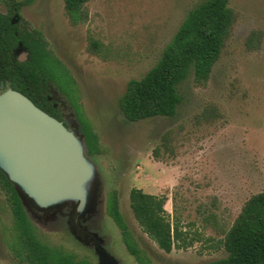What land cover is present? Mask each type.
I'll return each instance as SVG.
<instances>
[{
    "label": "rangeland",
    "instance_id": "rangeland-1",
    "mask_svg": "<svg viewBox=\"0 0 264 264\" xmlns=\"http://www.w3.org/2000/svg\"><path fill=\"white\" fill-rule=\"evenodd\" d=\"M203 1L91 0L87 20L77 25L70 22L64 0H33L21 8V27L40 31L56 57L50 60L55 82L44 84L48 101L59 104L58 116L70 130L68 115L76 118L77 111L85 134L99 135L101 143L91 158L104 182L102 217L77 218L71 201L45 213L35 204L25 207L30 221L29 216L42 217V226L31 222L47 245L101 264L90 239L74 233L73 220L77 232L80 227L104 239L101 247L116 264H140L106 211L116 193L146 264H207L227 256L225 234L247 200L264 192V0H229L236 21L227 45L205 84H197L192 72L180 84L175 117L127 122L119 107L128 83L157 64L188 13ZM8 3L0 0V14L8 12ZM75 125L82 133L80 123ZM133 188L168 198L170 220L179 222L190 248L166 253L157 247L135 219ZM18 242L0 189V264H28L14 255Z\"/></svg>",
    "mask_w": 264,
    "mask_h": 264
},
{
    "label": "trees",
    "instance_id": "trees-1",
    "mask_svg": "<svg viewBox=\"0 0 264 264\" xmlns=\"http://www.w3.org/2000/svg\"><path fill=\"white\" fill-rule=\"evenodd\" d=\"M91 0H64L66 14L73 25L88 18L85 6ZM33 0L8 3V12L0 14V89L7 86L20 91L39 108L58 117L53 104L44 92L45 80H52V64L56 59L43 34L32 28L21 27V8ZM16 18L17 23L13 24ZM235 14L229 0H205L192 9L169 42L157 64L139 80L128 83L119 107L127 122L149 118L176 116L181 103L179 86L189 74H194L197 84H205L214 65L231 36ZM29 26V25H28ZM253 35L248 45L253 46ZM23 44L30 53L27 62H20L15 51ZM97 47V44H94ZM73 103L74 108L76 105ZM77 109H75L76 111ZM86 147L90 155L100 148V137L85 134V127L77 113ZM0 189L5 194L17 226L19 246L14 249L17 259L28 264H89L72 253L44 243L26 215L15 185L0 169ZM168 198L133 188L130 206L141 230L166 253L174 249L187 250L192 242L183 241L179 222L170 220L166 209ZM108 215L122 231L127 250L140 263L145 257L134 241L120 208L116 193H111L107 206ZM227 252L225 258L207 264H264V192L251 196L243 206L233 225L222 241ZM146 261V260H145Z\"/></svg>",
    "mask_w": 264,
    "mask_h": 264
},
{
    "label": "water",
    "instance_id": "water-1",
    "mask_svg": "<svg viewBox=\"0 0 264 264\" xmlns=\"http://www.w3.org/2000/svg\"><path fill=\"white\" fill-rule=\"evenodd\" d=\"M17 22L14 19L12 23ZM17 49H22L17 59L29 61L30 53L24 45L19 44ZM62 105L67 106L66 103ZM77 121V115L75 118L70 112L68 122L73 128L70 130L20 91L10 86L0 89V169L15 185L24 208L31 203L45 213L71 201L75 203L77 218L102 217L104 182L99 178L93 155L88 153L83 133L74 128ZM29 217L42 226L41 216ZM59 220L55 226H59ZM44 221L51 223L49 219ZM94 239L99 243L95 251L100 263L116 264L115 258L101 247L104 239L102 241L98 233L94 234Z\"/></svg>",
    "mask_w": 264,
    "mask_h": 264
},
{
    "label": "flooded vegetation",
    "instance_id": "flooded-vegetation-1",
    "mask_svg": "<svg viewBox=\"0 0 264 264\" xmlns=\"http://www.w3.org/2000/svg\"><path fill=\"white\" fill-rule=\"evenodd\" d=\"M50 100V99H49ZM50 103H52L53 104V107L56 109V111H57V113L59 114V115H61V111H60V107L59 106H57V103H55V102H50ZM60 117V116H59ZM57 119H59L60 120V118H58V117H56ZM77 217V216H76ZM77 236H78V238L79 239H87V238H89L90 239V241L94 244V246H95V249H96V247H98L99 245V243H97V242H95L94 240V237H93V235L92 234H89V233H87V232H84V231H82L81 229H80V227L78 228V233H77ZM94 239V240H93Z\"/></svg>",
    "mask_w": 264,
    "mask_h": 264
}]
</instances>
